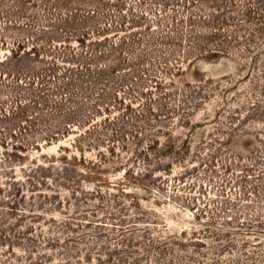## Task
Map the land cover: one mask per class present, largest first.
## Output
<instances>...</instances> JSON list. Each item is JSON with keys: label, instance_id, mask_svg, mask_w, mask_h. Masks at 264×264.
Here are the masks:
<instances>
[{"label": "rangeland", "instance_id": "374dc122", "mask_svg": "<svg viewBox=\"0 0 264 264\" xmlns=\"http://www.w3.org/2000/svg\"><path fill=\"white\" fill-rule=\"evenodd\" d=\"M0 264H264V0H0Z\"/></svg>", "mask_w": 264, "mask_h": 264}, {"label": "trees", "instance_id": "16d2710c", "mask_svg": "<svg viewBox=\"0 0 264 264\" xmlns=\"http://www.w3.org/2000/svg\"><path fill=\"white\" fill-rule=\"evenodd\" d=\"M206 56H210V54H207Z\"/></svg>", "mask_w": 264, "mask_h": 264}]
</instances>
